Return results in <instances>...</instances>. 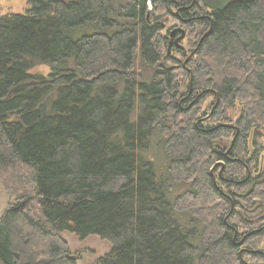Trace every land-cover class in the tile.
Segmentation results:
<instances>
[{"label":"trees","instance_id":"trees-1","mask_svg":"<svg viewBox=\"0 0 264 264\" xmlns=\"http://www.w3.org/2000/svg\"><path fill=\"white\" fill-rule=\"evenodd\" d=\"M116 1L0 15V264H264V0Z\"/></svg>","mask_w":264,"mask_h":264},{"label":"rangeland","instance_id":"rangeland-1","mask_svg":"<svg viewBox=\"0 0 264 264\" xmlns=\"http://www.w3.org/2000/svg\"><path fill=\"white\" fill-rule=\"evenodd\" d=\"M128 1V0H127ZM27 2L28 0H0V15H7L12 13H23L27 8ZM116 8L122 7V11L124 10L123 7L126 5L125 0H117L115 2ZM127 7V6H126ZM151 8L148 10L150 12ZM117 12L119 9L116 10ZM120 13H123V12ZM153 17V14H152ZM164 22V30L162 31V34L170 35V37H167V48L165 54L168 56H174L182 59L183 66L186 65L188 58L190 57V45L193 41V37L189 38L187 32L185 31V27L181 22H177L173 19V17H166L162 20ZM185 31V32H184ZM183 32V37L179 38ZM190 39V41H189ZM177 46H175V45ZM180 46V48H178ZM182 47V48H181ZM49 72V68L46 65H39L34 67L30 70L31 74H38V75H46ZM209 104V101L205 103L204 107ZM241 106L238 103H235L234 106L227 110V119H229L228 122H225L224 125L232 126L233 122L236 121V119L239 116ZM205 114V115H204ZM208 109L206 111H203L200 115H203V119H208L209 116ZM201 117V118H202ZM262 139L260 140L261 144H264V130H261ZM251 142V140H250ZM252 145L249 143V149L251 151ZM157 152L153 150L151 147V150L145 154V158L150 160L151 162L156 161L158 159ZM161 163V162H160ZM220 164V168L216 167L217 165H214L216 169V174L220 173L221 170L224 167V164ZM180 188V187H179ZM182 190V189H181ZM180 193V190H176L174 195H178ZM8 202V196L4 189L2 188L0 184V215L5 208L6 204ZM250 211V210H249ZM62 237L67 241L69 250L77 258V264H98L97 260L100 256L105 254L109 251L111 248V244L99 238L96 235H89L85 238H79L73 233L70 232H62Z\"/></svg>","mask_w":264,"mask_h":264},{"label":"water","instance_id":"water-1","mask_svg":"<svg viewBox=\"0 0 264 264\" xmlns=\"http://www.w3.org/2000/svg\"><path fill=\"white\" fill-rule=\"evenodd\" d=\"M182 35L179 37V38H182L183 37V32L181 33Z\"/></svg>","mask_w":264,"mask_h":264}]
</instances>
